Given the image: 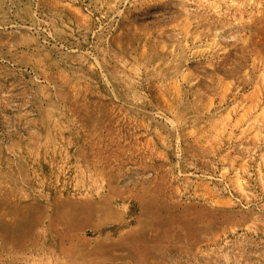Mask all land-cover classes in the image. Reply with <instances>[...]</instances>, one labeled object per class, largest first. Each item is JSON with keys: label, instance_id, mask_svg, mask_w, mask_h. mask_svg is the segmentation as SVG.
Instances as JSON below:
<instances>
[{"label": "rangeland", "instance_id": "rangeland-1", "mask_svg": "<svg viewBox=\"0 0 264 264\" xmlns=\"http://www.w3.org/2000/svg\"><path fill=\"white\" fill-rule=\"evenodd\" d=\"M0 264H264V0H0Z\"/></svg>", "mask_w": 264, "mask_h": 264}]
</instances>
